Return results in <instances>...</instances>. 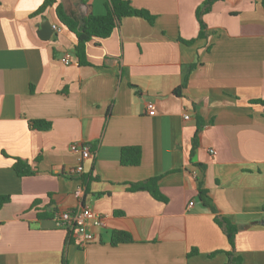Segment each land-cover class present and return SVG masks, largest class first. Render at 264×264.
Wrapping results in <instances>:
<instances>
[{
  "label": "crops",
  "instance_id": "crops-1",
  "mask_svg": "<svg viewBox=\"0 0 264 264\" xmlns=\"http://www.w3.org/2000/svg\"><path fill=\"white\" fill-rule=\"evenodd\" d=\"M57 1L81 19L107 0ZM130 1L154 22L121 18L79 64L55 5L35 14L43 0H0V264H225L229 250L264 264V5L217 0L199 36L204 0ZM46 20L60 31L42 39ZM40 119L49 129L29 126ZM72 143L91 153L80 175L67 173L80 159ZM124 146L140 148L138 165L120 163ZM15 158L35 173L17 176ZM149 178L161 198L131 189ZM82 206L106 223L85 246L52 219ZM215 215L236 225L233 248ZM115 230L131 240L112 245Z\"/></svg>",
  "mask_w": 264,
  "mask_h": 264
},
{
  "label": "trees",
  "instance_id": "trees-1",
  "mask_svg": "<svg viewBox=\"0 0 264 264\" xmlns=\"http://www.w3.org/2000/svg\"><path fill=\"white\" fill-rule=\"evenodd\" d=\"M217 0H204L196 9L195 15L199 23V36L203 35L205 24L202 20L203 14L207 13L212 4ZM264 5V0H261ZM55 5V14L61 24L66 26L76 38L74 45V53L77 57L79 64L87 63L85 60V45L92 38H104L109 36L112 31L118 26L121 18L126 16H139L146 19L149 23L154 22V16L147 10L136 8L132 5L130 0H107L105 4V13L102 15L89 14L81 19L75 18L72 14H67L60 2L57 0H43L41 5L35 11V14L42 13L45 9ZM193 66H190L192 68ZM187 76L184 77L183 84H185ZM264 103V101H261ZM29 126L34 129L46 130L50 127V122L45 120H30ZM201 129V122L199 121L196 132L191 140L190 156L193 155L194 150L198 145V132ZM141 161V150L138 146H124L120 150V163L122 165H138ZM197 167L204 171L203 164H197ZM12 169L19 177L31 176L35 171L31 168L30 164L22 159L15 158L12 163ZM157 178H149L142 182L132 184L133 190H147L153 197L161 198L157 188ZM198 197L202 204L207 207L211 212H215L214 206L210 202V197L207 190L202 187V182L198 181ZM10 197L8 195H0V208L7 202ZM215 223L222 229L227 237L230 246H234V237L236 234V225L229 222V220L214 216ZM70 239V238H69ZM130 235L125 231L115 230L111 235V244L116 245L120 242L130 241ZM227 261L225 264H239L241 257L235 255L232 250L226 252ZM63 264H66V259L63 257Z\"/></svg>",
  "mask_w": 264,
  "mask_h": 264
},
{
  "label": "built area",
  "instance_id": "built-area-1",
  "mask_svg": "<svg viewBox=\"0 0 264 264\" xmlns=\"http://www.w3.org/2000/svg\"><path fill=\"white\" fill-rule=\"evenodd\" d=\"M54 32L60 31V26L53 24ZM60 60L62 63L68 65L72 62L71 55L64 53ZM152 106L149 107V114H153ZM188 118V116H185ZM72 151L79 152V162L71 169L68 174L80 175L83 171V161L91 156L89 148L86 145L72 143L70 145ZM52 219L58 228H62L67 232L69 238H73L79 246H85L94 238L92 227H105L106 223L100 214L95 213L87 206L80 208L59 210L53 213Z\"/></svg>",
  "mask_w": 264,
  "mask_h": 264
},
{
  "label": "water",
  "instance_id": "water-1",
  "mask_svg": "<svg viewBox=\"0 0 264 264\" xmlns=\"http://www.w3.org/2000/svg\"><path fill=\"white\" fill-rule=\"evenodd\" d=\"M52 32H53V29H52L51 23L48 20L42 22L40 29L38 31L39 36L42 39H48L50 38V35L52 34ZM255 222H252V223H255Z\"/></svg>",
  "mask_w": 264,
  "mask_h": 264
}]
</instances>
